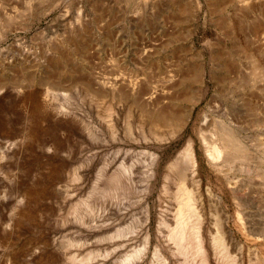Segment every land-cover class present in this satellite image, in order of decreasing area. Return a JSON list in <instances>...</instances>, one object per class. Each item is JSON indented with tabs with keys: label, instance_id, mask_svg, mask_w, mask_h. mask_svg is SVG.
<instances>
[{
	"label": "rangeland",
	"instance_id": "obj_1",
	"mask_svg": "<svg viewBox=\"0 0 264 264\" xmlns=\"http://www.w3.org/2000/svg\"><path fill=\"white\" fill-rule=\"evenodd\" d=\"M0 79V264H264V0H0Z\"/></svg>",
	"mask_w": 264,
	"mask_h": 264
},
{
	"label": "bare ground",
	"instance_id": "obj_2",
	"mask_svg": "<svg viewBox=\"0 0 264 264\" xmlns=\"http://www.w3.org/2000/svg\"><path fill=\"white\" fill-rule=\"evenodd\" d=\"M4 80V79H3ZM3 80L0 79V92L4 91L5 87H4V82ZM123 83V82H121ZM145 83V82H144ZM4 84V85H3ZM116 85H118V83H115ZM146 85V84H145ZM143 86V84L141 85ZM149 86V85H148ZM144 88V87H143ZM147 88V87H145ZM144 88V89H145ZM151 88V87H150ZM140 89V88H139ZM142 89V90H144ZM149 89V87H148ZM123 90V89H122ZM128 90V89H127ZM147 90V89H146ZM124 91L126 92V90L124 89ZM150 91V89H149ZM146 92V91H145ZM163 92V91H162ZM161 92V93H162ZM129 93V92H128ZM127 93V94H128ZM164 93H166L164 91ZM130 94V93H129ZM163 94V93H162ZM126 95V94H125ZM139 95V94H138ZM148 95V94H147ZM159 95H161L159 93ZM142 96V95H141ZM166 97V96H165ZM164 95H163V98H165ZM139 98V96H138ZM141 98V97H140ZM174 98V97H173ZM160 97H156L153 94H149L148 96H145L143 97V100L142 102L144 104H146L147 106L149 107H153L157 102H160L159 101ZM162 99V97H161ZM164 101V99H163ZM161 100V102H163ZM166 101H168L166 99ZM164 101V103L166 102ZM174 102H176L174 100ZM161 104V103H160ZM176 104V103H174ZM164 105L166 104H163V107ZM169 105V104H168ZM167 105V106H168ZM177 105V104H176ZM134 106V105H133ZM166 106V107H167ZM136 107V106H135ZM160 107V106H159ZM162 107V108H163ZM168 107H171L168 106ZM167 107V108H168ZM175 108V105L172 106ZM133 108V107H132ZM131 108V109H132ZM154 108V107H153ZM176 109V108H175ZM173 109V110H175ZM140 110V109H139ZM151 110H154L151 108ZM163 111V109H161ZM165 110V109H164ZM169 110V108H168ZM178 110V109H177ZM143 111V110H142ZM166 112V111H165ZM171 112V111H170ZM154 112L151 111V114H153ZM169 113V112H168ZM176 113V111H175ZM147 114V113H146ZM172 114V113H171ZM173 115V114H172ZM155 116V114H154ZM154 121V119H153ZM157 121V119H156ZM151 122V121H150ZM221 126V125H219ZM218 126V127H219ZM223 127V125H222ZM210 128V127H209ZM221 128V127H220ZM233 128V127H231ZM231 128H226V129H223V131L221 132V134L219 136H214L212 137L213 139L211 140V143H209V145H207V153L209 155V157L211 158L213 164H215L216 166H224V164H226L228 162V165H229V162L231 161H234V160H246L248 157H249V154L250 152L248 151V149L246 147H244V145H246V143L243 145L242 144V140L241 138L236 135L232 130ZM219 130V128H218ZM210 133V132H209ZM214 135V134H213ZM212 136V135H211ZM204 137V136H203ZM210 138V137H209ZM192 140V139H191ZM205 140V139H204ZM244 142V141H243ZM196 149H194V146H193V143L190 141L186 147V150L185 151V155L189 158L192 166L195 168L197 163H198V158H197V154L195 152ZM184 154V153H183ZM236 162V161H235ZM176 164V163H175ZM188 166V165H187ZM220 168V167H219ZM217 169V168H216ZM227 169V168H226ZM229 169V168H228ZM181 170V169H180ZM184 170V169H183ZM190 170V169H189ZM225 170V169H224ZM227 171V170H226ZM174 172V171H173ZM185 172V170H184ZM182 172V173H184ZM187 172V171H186ZM192 172V171H190ZM225 172V171H224ZM195 173V172H194ZM175 174V173H174ZM226 174V173H225ZM186 175V174H185ZM192 176L194 174H191ZM182 176V175H180ZM226 176V175H225ZM229 176V175H228ZM183 178L184 180L186 179V177H184L183 175ZM199 178V177H198ZM234 178V177H233ZM232 177H230V179H233ZM201 179V178H200ZM228 179V180H230ZM180 180V179H179ZM190 180V179H189ZM188 180V181H189ZM227 180V181H228ZM235 180V179H233ZM175 181V180H174ZM231 183V181H229ZM193 183V182H192ZM188 184V183H187ZM195 184V183H194ZM232 184V183H231ZM200 186V185H199ZM232 186V185H231ZM235 189V187H234ZM237 190V189H236ZM209 191V190H208ZM233 191V190H232ZM183 192H184V198L182 199V201L180 202L179 204V209H178V221H177V225H179L182 229V234H181V238L182 240L185 239V240H188V241H192L194 240L192 237H191V234L188 233L187 231H191V233L195 230H197V228L199 227V218H200V214L198 213V210L194 204V199H195V195L194 193L192 192V190H189L187 187H185L183 185ZM236 193V192H234ZM202 213V212H201ZM219 214H222L219 212ZM218 214V215H219ZM204 215V214H203ZM220 217V216H219ZM243 218V217H242ZM229 219V218H227ZM215 221V220H214ZM223 221V218L221 220V222ZM227 221V220H226ZM211 222V221H210ZM218 222V221H217ZM223 223V222H222ZM228 223V222H227ZM166 224V222H165ZM193 224V225H191ZM213 224V223H212ZM224 224V223H223ZM203 225V224H202ZM221 225V224H219ZM232 225V224H231ZM248 225V224H247ZM247 227V226H246ZM202 229V227H201ZM221 229V228H219ZM210 230V229H209ZM223 231V230H222ZM213 232V231H212ZM223 232L217 234V237H215L216 241L217 242H222L223 239H224V236L222 235ZM263 235H264V232H263ZM212 237V236H211ZM228 238V237H227ZM259 238V237H258ZM212 239V238H211ZM202 240V239H201ZM203 241V240H202ZM205 241V240H204ZM212 241V240H211ZM229 241V240H228ZM214 243V242H213ZM212 243V244H213ZM206 246V245H205ZM211 246V245H209ZM204 248V247H203ZM208 249V248H207ZM206 252V251H205ZM263 264V263H262Z\"/></svg>",
	"mask_w": 264,
	"mask_h": 264
}]
</instances>
